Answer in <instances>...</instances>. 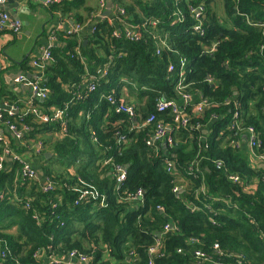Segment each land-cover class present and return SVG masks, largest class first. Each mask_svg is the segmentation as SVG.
Wrapping results in <instances>:
<instances>
[{
  "label": "trees",
  "instance_id": "1",
  "mask_svg": "<svg viewBox=\"0 0 264 264\" xmlns=\"http://www.w3.org/2000/svg\"><path fill=\"white\" fill-rule=\"evenodd\" d=\"M68 1L77 0L61 4ZM110 1L109 17L123 9L138 24L137 39L113 36L108 17L95 21L97 5L89 11L86 24L94 25L84 44L78 34L55 31L59 45L49 47V62L32 60L43 62L39 86L47 95L32 99L31 107L52 114L53 106L60 115L48 122L30 108L3 115L17 128L27 126L23 147L4 129L15 151L25 153L38 141L42 148L32 154L35 178L22 179L10 160L0 171V264H57L50 259L63 262L70 252L86 256L84 264H264V166L228 142L238 139L230 129L237 112L241 128L258 132V152H264V0H222L224 18L210 0ZM198 5L204 8L201 35L193 32L189 11ZM159 98L183 104L188 125L177 126L171 110L156 112ZM201 98L209 105L192 115ZM120 104L136 108L135 123L154 119L137 128L116 112ZM159 123L170 126L172 147L155 152L145 140ZM202 127L209 129L204 140ZM165 157L187 186L164 169ZM115 165L127 166L118 185ZM232 173L238 180L228 177ZM45 182L52 189L42 190ZM175 185L182 191L174 192ZM137 189L142 199L127 200ZM166 223L175 229L163 233ZM160 233L161 248L149 254ZM197 250L204 256L196 257Z\"/></svg>",
  "mask_w": 264,
  "mask_h": 264
},
{
  "label": "built area",
  "instance_id": "2",
  "mask_svg": "<svg viewBox=\"0 0 264 264\" xmlns=\"http://www.w3.org/2000/svg\"><path fill=\"white\" fill-rule=\"evenodd\" d=\"M7 0H0V7L6 2ZM59 0H44V4L45 5H49V4H54V3H58ZM106 9V1L105 0H98V10L94 13L95 16L98 17H104L101 12H103ZM117 13L115 15V17H109L108 16V21L110 22L111 25H113L114 27H116V29L112 32V35L115 37H119L121 34H123L125 36V38H128L130 40L132 39H137L138 37V31H137V27L138 24H132L125 15V11L121 8H118ZM189 11L192 14V17L196 20V23L193 25V32L194 33H199V35L203 34L204 30L202 29V17L204 15V8L201 5L195 6V7H189ZM100 18L96 19L97 21ZM157 20L152 21V23H156ZM146 24L143 23L142 26L144 27ZM119 28L121 30H119ZM80 26L79 25H72V27L67 28V30L65 31L66 35H71L74 32H77L78 30H80ZM10 31L11 33H17V31L19 30V22L18 21H13L10 20L8 15L4 12L0 11V32L1 31ZM51 40L55 41L56 36L55 35H51ZM160 42L162 44H164L163 40H160ZM214 46V44H213ZM159 52V48L155 49V54H157ZM51 57V53L49 51V49H43L41 56H39L38 58L41 61H47L49 60ZM33 63H35L36 61H32ZM1 64H0V72H1ZM174 67L173 65H169L168 66V71H173ZM184 75V70H183V63L181 62L180 64V68L178 71V76L182 77V80H184L183 78ZM24 78L23 76H19L16 78V81H23ZM211 81V79H210ZM40 80L37 79L33 82H30V89H31V96L32 99H45L46 95H47V89H41L40 88ZM114 90H112L113 92ZM183 101L187 102L190 100L189 95H182ZM107 99L110 100L111 96L107 95ZM32 102V101H31ZM209 105V101L205 98H201L196 104H193V107L190 111V113L192 115H196L199 116L201 113H203L204 109ZM155 111L159 112V113H163L166 111H172L175 115H174V121L176 122L177 126H181V127H186L189 123V118L191 117L190 115H188L185 111V106L182 105L180 106L179 104L175 103L174 101L170 100V99H162L159 98L154 105ZM30 111L34 114H36L39 118V120L41 122H48V121H52L54 119H56L60 113L58 112H54L50 115H41L39 114V111L37 108L35 107H31V103H30ZM137 111L135 107H133V105H127V104H120L117 109L116 112L117 113H124L125 115H127V117L130 120H134L138 118V113L135 112ZM15 113V107L13 106H7L4 107L3 109H0V127L2 129H5L7 133H9L12 137V139H14V141L16 142V144L19 147H23L26 143L22 140V136H23V131L27 130V126H21L20 128H17L16 126V122L13 121L12 119H3V115L7 114L8 116H11ZM233 119L231 122V129H233L235 131V134L237 132H239L238 129H241V131L246 135V144H247V148L249 151V156L251 157V160H258L260 161L263 165H264V152H258V147L260 145V139L258 138V132L255 130V128L251 125L246 126L244 128L240 127V124L237 120L238 118V113L234 112L233 113ZM154 119V115H150L146 118L145 122L143 123L142 121L140 123H135V127L140 128L141 126H143L146 123H151V121ZM195 128L199 127V123H196ZM170 126L168 125H163V124H157L156 128H154V131L152 133V135L150 137H147V139L145 140V143L147 146L151 147L155 152L158 151L159 146L162 147H172V142H171V135H170ZM123 140L124 138L122 136L119 137V141ZM0 142L3 144V151L0 154V171L3 169L4 167V162L9 159L10 161H14L16 162L19 167H20V175L22 179H30V178H35L36 177V172L33 169V167L31 166V164L23 157L21 156L17 151H15L9 144V141L7 139V136L3 134V132H1L0 134ZM30 144V146L26 147V151L30 152L31 154H33V151L35 153L39 152V150H41L42 148V144L40 141ZM235 145H237V142H234ZM213 164L215 166V168L220 169L223 168V162L221 160H214ZM163 167L164 169L169 172L170 174H175L176 173V168L174 165V162L172 159H170L169 157H165L163 159ZM195 171H197V167H195L194 169ZM190 171H193V169H190L188 167V172L190 173ZM114 173H115V181L117 183V185L119 183L122 182V180L125 178L126 172L124 170L123 166L120 165H115L114 166ZM228 177L233 180L236 181L238 180V176L235 174H229ZM52 189V185L49 182H45V185L43 186L44 191H48ZM172 190L174 192L179 191V187L178 186H174L172 188ZM143 196V191L141 189H137L136 192L134 194L128 195L127 196V200L129 201H133V200H140L142 199ZM157 208L162 209L161 207L157 206ZM175 227L173 225H170L169 223H166L163 227V233L174 230ZM163 233H160L159 235L154 237V244L152 246H150L148 248V252L149 254H153L156 253L157 251H159V248H161L162 246V242H161V236ZM177 251H179V249H177ZM194 254L196 257L200 258L203 257L204 254L197 250L194 251ZM2 255V252H1ZM67 259V262H61L58 259L52 258L50 259L49 263H63V264H84L88 262V258L86 256H82L79 255L77 256L74 252H70L69 255L67 257H65ZM64 258V259H65Z\"/></svg>",
  "mask_w": 264,
  "mask_h": 264
},
{
  "label": "crops",
  "instance_id": "3",
  "mask_svg": "<svg viewBox=\"0 0 264 264\" xmlns=\"http://www.w3.org/2000/svg\"><path fill=\"white\" fill-rule=\"evenodd\" d=\"M59 1L61 2L59 3ZM59 1L58 4L45 5L44 0H7L0 7V11L6 13L10 20L19 22L17 33L5 30L0 32V64L2 67L0 72V109L6 105H12L15 106V114H24V111L30 108L32 101L30 82L37 79L42 80V63L49 62L47 60L39 63L35 60L36 62L33 63L32 60L41 56L43 49L59 45V41L56 39L52 41L50 37L55 35V31H66L67 28L77 24L75 18H86L84 22H78L83 25L77 24L81 29L72 33V35L78 34L80 36L81 43L86 42V36L90 33L89 28L92 30L94 25L92 22L86 24L89 11L98 5V0L68 1L71 2L70 4H61L64 0ZM111 10L112 7H110L109 14ZM93 15L95 16V14ZM97 22H101V19ZM19 76H23L24 80L16 81ZM82 81H86V76L82 78ZM48 110L51 113L58 112L53 106L48 107ZM39 114L50 115V113L42 111H39ZM1 132L5 135V130L0 127V134ZM205 132L206 127L201 130L200 139ZM245 138V135H239L237 140H229L228 142L229 145H232L231 142H238L242 149L248 152ZM16 151L20 155L23 153ZM23 157L33 168H36V160L32 158V154L23 153ZM248 159L261 167L260 161L251 160L249 155ZM176 171L177 174L180 173L178 170ZM178 177L184 186L190 183L186 176L183 177L179 174ZM63 260L66 261V259Z\"/></svg>",
  "mask_w": 264,
  "mask_h": 264
},
{
  "label": "clouds",
  "instance_id": "4",
  "mask_svg": "<svg viewBox=\"0 0 264 264\" xmlns=\"http://www.w3.org/2000/svg\"><path fill=\"white\" fill-rule=\"evenodd\" d=\"M105 1H106V4H107V1H108V0H105ZM113 9H114V8L112 7V10H113ZM105 10H106V9H105ZM105 10L102 12V15H103L104 17H108L111 13L108 14V15H105ZM112 10H111V12H112ZM75 25H76V24H75ZM71 35H72V34H71ZM198 101H199V100H198ZM198 101H197V102H198ZM197 102H195L194 104H196ZM178 104H179V103H178ZM179 105L182 106L183 104H179ZM192 107H193V106H192ZM191 109H192V108H191ZM137 119H138V118H137ZM137 119H134V120H132V121H134V123H135V122L138 121ZM140 119H141V118H140ZM140 119H139V120H140ZM214 121H215V120H214ZM231 122H232V121H231ZM203 128H205V127H202V129H203ZM230 129H231V123H230ZM208 130H209L208 127H206V132H205V134L208 132ZM231 130L233 131V132H232V133H233V136H237V137H238L239 135H245L242 131H239V132H237V133L235 134V131H234L233 129H231ZM205 134H204L203 137L201 136V139H200V138H199V139H200V140H204V139H205ZM245 136H246V135H245ZM231 139H232V138H231ZM231 139H230V140H231ZM245 139H246V138H245ZM231 144L235 145L234 142H231ZM237 145H240V144H238V142H237ZM246 146H247V144H246ZM247 154L249 155V151L247 152ZM174 165H175V164H174ZM261 166H264V165L261 163ZM123 167H124V170H125V172H126V171H127V166H123ZM175 168H176V170H177L176 165H175ZM178 175H179V173L177 174V171H176L175 174H173V176H178ZM175 186H177V185H175ZM180 191H182V188L179 187V191H177V192H180ZM65 259H66V258H65ZM62 261L64 262V260H62ZM65 262H67V259H66ZM62 264H63V263H62Z\"/></svg>",
  "mask_w": 264,
  "mask_h": 264
},
{
  "label": "rangeland",
  "instance_id": "5",
  "mask_svg": "<svg viewBox=\"0 0 264 264\" xmlns=\"http://www.w3.org/2000/svg\"><path fill=\"white\" fill-rule=\"evenodd\" d=\"M210 3L213 7V10H215L216 14L219 16V17H223L224 18V14H223V10H222V0H210ZM126 15V13H125ZM126 18L130 21V18L127 17L126 15ZM154 21V20H153ZM126 81V80H125ZM128 81V80H127ZM25 153H28V152H25ZM30 154V153H29ZM51 155V154H50ZM21 156H23V153L21 154ZM199 190H202V188H199ZM10 232L13 233V235L16 234V229L13 228Z\"/></svg>",
  "mask_w": 264,
  "mask_h": 264
},
{
  "label": "water",
  "instance_id": "6",
  "mask_svg": "<svg viewBox=\"0 0 264 264\" xmlns=\"http://www.w3.org/2000/svg\"><path fill=\"white\" fill-rule=\"evenodd\" d=\"M110 7H112V3L110 0L107 1V9L105 10V15H108L109 14V10H110ZM44 99H40V101H43ZM46 157H49L50 156V153H46L45 154ZM9 160V159H7Z\"/></svg>",
  "mask_w": 264,
  "mask_h": 264
}]
</instances>
